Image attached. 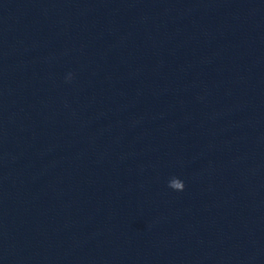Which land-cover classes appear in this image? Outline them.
Instances as JSON below:
<instances>
[{
  "label": "water",
  "instance_id": "1",
  "mask_svg": "<svg viewBox=\"0 0 264 264\" xmlns=\"http://www.w3.org/2000/svg\"><path fill=\"white\" fill-rule=\"evenodd\" d=\"M0 264H264V0H0Z\"/></svg>",
  "mask_w": 264,
  "mask_h": 264
},
{
  "label": "clouds",
  "instance_id": "2",
  "mask_svg": "<svg viewBox=\"0 0 264 264\" xmlns=\"http://www.w3.org/2000/svg\"><path fill=\"white\" fill-rule=\"evenodd\" d=\"M68 79H69V80L71 79V75H69Z\"/></svg>",
  "mask_w": 264,
  "mask_h": 264
}]
</instances>
